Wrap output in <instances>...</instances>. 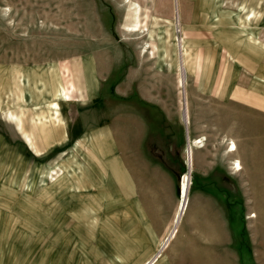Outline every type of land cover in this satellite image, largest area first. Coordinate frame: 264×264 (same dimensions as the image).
<instances>
[{
  "label": "rangeland",
  "instance_id": "obj_1",
  "mask_svg": "<svg viewBox=\"0 0 264 264\" xmlns=\"http://www.w3.org/2000/svg\"><path fill=\"white\" fill-rule=\"evenodd\" d=\"M125 1L0 0V264H264V0Z\"/></svg>",
  "mask_w": 264,
  "mask_h": 264
},
{
  "label": "bare ground",
  "instance_id": "obj_2",
  "mask_svg": "<svg viewBox=\"0 0 264 264\" xmlns=\"http://www.w3.org/2000/svg\"><path fill=\"white\" fill-rule=\"evenodd\" d=\"M126 4L128 6H131V10H130V15L129 17L131 18V20L133 21L132 25L134 26H138L139 23H140V19H139V2L137 0H126L125 1ZM177 9V6L175 4L174 6V10H175V13H176V10ZM159 21V20H158ZM170 23V22H169ZM177 39V38H176ZM178 42V41H177ZM183 45L181 43L178 42V48H181ZM180 49H179V81H180V84H181V87L183 86L184 82H185V68L183 66V64L181 63L182 62V59H180ZM15 74V73H14ZM74 89V87H73ZM64 97L66 99H69V91H68V88H67V85H65L64 87ZM57 103V102H56ZM44 108V107H43ZM186 110H187V102L184 100L183 101V121L185 122V124H187L188 122V117H187V114H186ZM46 111V110H45ZM36 112V111H35ZM44 113V112H43ZM46 113V112H45ZM37 114V113H36ZM48 114H46L47 116ZM58 115V114H57ZM49 116V115H48ZM38 117V116H37ZM38 121V120H37ZM44 121V120H43ZM41 122V121H40ZM45 122V121H44ZM46 122H48L46 120ZM40 124V123H39ZM50 126L51 124L48 123ZM24 125V124H23ZM44 124H42L43 126ZM39 128V127H38ZM46 129V127H44ZM43 128V129H44ZM48 129V128H47ZM46 129V130H47ZM29 138V137H28ZM189 142V147H185L186 148V151H187V165H188V169H189V172L190 170L192 169V153H193V146L195 145V142L194 141H191V140H188ZM197 142V141H196ZM230 147L228 149L229 152H234V150H236V144L233 140L230 141ZM232 167L234 168V172L238 171L240 168H241V165L239 163V160L238 159H234L233 162H232ZM63 171V170H62ZM66 171V170H65ZM72 172V171H71ZM70 172V173H71ZM189 178L190 176L186 173H184L182 179H181V184H180V189H181V196H182V200L185 199L186 197V194H187V188H188V184H189ZM53 179V178H52ZM80 180V179H79ZM28 183V182H27ZM25 184V183H24ZM74 186V184H73ZM105 207V206H103ZM33 212V211H32ZM181 212L177 213L175 218H174V221H173V227L172 229L170 230V232H168V234L165 235L164 239L161 241L160 243V247H159V250L158 251H161L162 249H164V247L167 245V243L171 240V238L174 236L175 234V227L177 225V222L179 220V215H180ZM256 216V213L255 212H250L247 217L248 218H252V217H255ZM146 221V220H145ZM148 231V230H147ZM135 238V237H134ZM133 238V239H134ZM135 240V239H134ZM126 243V242H125ZM139 246V244H138ZM123 248V247H122ZM120 249V248H119ZM118 250V249H117ZM124 250V249H123ZM121 254V253H119ZM159 252H157L156 254L153 255V257L148 260L145 264H153L158 256H159ZM121 256V255H120ZM62 258V257H61ZM121 259V258H120ZM119 259V260H120ZM118 260V259H117ZM122 260V259H121Z\"/></svg>",
  "mask_w": 264,
  "mask_h": 264
},
{
  "label": "crops",
  "instance_id": "obj_3",
  "mask_svg": "<svg viewBox=\"0 0 264 264\" xmlns=\"http://www.w3.org/2000/svg\"><path fill=\"white\" fill-rule=\"evenodd\" d=\"M179 0H174V6H175V4H176V6H177V11H176V13L177 14H179V2H178ZM140 4H139V8H140ZM174 8V7H173ZM175 12V11H174ZM138 26H132V27H130L129 29H136ZM177 49H178V52H177V56H178V62H179V49H180V52H181V54H180V59H182V64H183V66H184V58H183V52H184V49H183V47H181V48H178V46H177ZM180 63V62H179ZM180 65V64H179ZM179 65H178V70H179ZM198 67V66H197ZM184 68H185V66H184ZM180 72V71H179ZM180 75V74H179ZM186 75V74H185ZM186 101V100H185ZM183 110V109H182Z\"/></svg>",
  "mask_w": 264,
  "mask_h": 264
},
{
  "label": "water",
  "instance_id": "obj_4",
  "mask_svg": "<svg viewBox=\"0 0 264 264\" xmlns=\"http://www.w3.org/2000/svg\"><path fill=\"white\" fill-rule=\"evenodd\" d=\"M186 147H189V142H188L187 139H186ZM186 152H187V151H186ZM187 172L189 173L188 165H187Z\"/></svg>",
  "mask_w": 264,
  "mask_h": 264
}]
</instances>
